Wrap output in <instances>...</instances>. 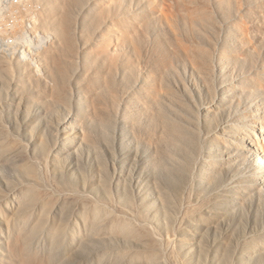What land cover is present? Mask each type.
Returning a JSON list of instances; mask_svg holds the SVG:
<instances>
[{"label": "rangeland", "instance_id": "obj_1", "mask_svg": "<svg viewBox=\"0 0 264 264\" xmlns=\"http://www.w3.org/2000/svg\"><path fill=\"white\" fill-rule=\"evenodd\" d=\"M257 1L0 0V264H264Z\"/></svg>", "mask_w": 264, "mask_h": 264}, {"label": "bare ground", "instance_id": "obj_2", "mask_svg": "<svg viewBox=\"0 0 264 264\" xmlns=\"http://www.w3.org/2000/svg\"><path fill=\"white\" fill-rule=\"evenodd\" d=\"M70 1V0H69ZM183 1V0H182ZM186 1H190L191 2V0H186ZM253 1V0H252ZM242 2V1H241ZM256 2V1H255ZM257 2H262V1H257ZM185 3V2H184ZM206 3V2H205ZM231 3V2H230ZM264 3V2H263ZM263 3L261 4L260 3V6L261 5H263ZM183 4V3H182ZM195 4V3H194ZM226 4V3H225ZM70 5V4H69ZM257 5H259V4H257ZM184 6V5H183ZM192 6H193V4H192ZM221 6V5H220ZM239 6H240V4H239ZM204 7V6H203ZM66 8V7H65ZM81 8V7H80ZM189 8H191V7H189ZM195 8V7H194ZM201 8H202V6H201ZM207 8V7H206ZM206 8H204V9H206ZM182 9V8H181ZM198 9V8H197ZM76 10V9H75ZM187 10V9H186ZM237 11V10H236ZM74 12V11H73ZM186 12V11H185ZM195 12H197V11H195ZM194 12V13H195ZM198 12H199V10H198ZM197 12V13H198ZM202 12V11H201ZM196 13V14H197ZM192 14H193V12H192ZM200 14H202V15H205V13L203 14V12L202 13H199L198 15H200ZM197 15V16H198ZM201 15V16H202ZM131 16V15H130ZM214 16V15H213ZM259 16V15H258ZM135 17V16H134ZM71 18V17H70ZM191 18V17H190ZM211 19V18H210ZM61 20H62V18H61ZM212 21V20H211ZM210 22V21H209ZM196 23V22H195ZM208 23V22H207ZM261 23V22H260ZM149 25V24H148ZM264 25V24H263ZM259 26V25H258ZM69 27V26H68ZM235 27V26H234ZM257 31V30H256ZM70 32V31H69ZM72 33V32H71ZM75 34V33H74ZM262 35V34H261ZM74 36V35H73ZM264 38V37H263ZM260 39V38H259ZM71 41V40H70ZM264 42V41H263ZM264 45V44H263ZM252 51V50H251ZM257 55V54H256ZM206 62V61H205ZM67 75V74H66ZM63 82V81H62ZM70 92V91H69ZM252 107H254V106H252ZM262 107H264V101H261V100H259V102H258V104H256V106L254 107L255 108V110L257 111V112H259L260 110H261V108ZM104 119V118H103ZM1 121V120H0ZM262 123V124H261ZM168 124V123H167ZM259 124H261V125H259V128L261 129V131H262V133H264V120H260V123ZM4 129V128H3ZM183 130V129H182ZM2 131V130H1ZM185 131V130H184ZM180 133V132H179ZM2 134V133H1ZM5 135V134H4ZM177 135V134H176ZM187 135V134H186ZM169 136V135H168ZM181 136V135H180ZM5 137V136H4ZM5 139V138H4ZM191 139V138H190ZM176 144V143H175ZM257 144H258V142H256V143H254V144H252L251 145V147H245L246 149H247V151H248V156H250L252 159L254 158V160H256V169H255V171H254V175H253V178H256V179H260V181H261V179L263 180L264 179V154H262L261 153V151H260V149L258 148V146H257ZM176 147V146H175ZM170 152V151H169ZM163 155H165V154H163ZM31 167V166H30ZM30 167H29V169H30ZM33 168V167H32ZM33 170V169H32ZM36 171V170H35ZM43 173V172H42ZM32 174V173H31ZM184 174V173H183ZM186 174V173H185ZM182 175V174H181ZM36 176V175H35ZM185 177V176H184ZM36 179V178H35ZM47 180V179H46ZM52 182V181H51ZM78 185V184H77ZM33 187V186H32ZM36 187V186H35ZM57 187V186H56ZM31 188V187H30ZM67 188V187H66ZM37 189V188H36ZM27 190H29V189H27ZM41 190V189H40ZM61 190V189H60ZM50 191V190H49ZM39 192V191H38ZM24 194V193H23ZM36 194V192H35V190H34V188L33 189H30L29 190V192L27 191L26 192V194L24 195V198L25 199H23L25 202H26V205H28V206H32L33 204H34V202H36V200H37V198L35 199V197L37 196V195H35ZM44 194V193H43ZM51 196H53V195H51ZM82 196V198H84L83 197V195H81ZM22 197V196H21ZM41 198V197H40ZM55 198V197H54ZM63 198V197H62ZM80 198V197H79ZM175 198V197H174ZM42 199H43V197H42ZM50 199V198H49ZM77 199V198H76ZM81 199V198H80ZM79 199V200H80ZM85 199V198H84ZM84 199H83V201H84ZM64 200H66V199H64ZM78 200V201H79ZM86 200H87V198H86ZM53 201V200H52ZM67 201V200H66ZM73 201V200H72ZM87 201H89L90 202V200L88 199ZM23 202V201H22ZM46 203V202H45ZM55 203V202H54ZM75 203V202H74ZM85 203V202H84ZM87 203V202H86ZM168 203V202H167ZM25 205V206H26ZM60 205V204H59ZM77 205V204H76ZM100 205V204H99ZM105 205V204H104ZM103 205V207H105ZM54 206V205H53ZM88 206V205H87ZM93 206H94V204H93ZM96 206V205H95ZM94 206V207H95ZM100 206H102V205H100ZM47 207V206H46ZM49 207V206H48ZM51 207V206H50ZM74 207V206H73ZM84 207V206H83ZM92 207V206H91ZM90 207V208H91ZM107 207V206H106ZM27 208V207H26ZM29 208V207H28ZM52 208V207H51ZM54 208V207H53ZM85 208H87L86 207V205H85ZM45 209V208H44ZM43 209V210H44ZM53 211V210H52ZM86 211H87V209H86ZM108 211H110V210H108ZM108 211H107V209H105V208H99V206H97V208H95V210H93V214H94V216L95 217H101V216H103V215H105V214H107L108 213ZM92 212V211H91ZM114 212V211H113ZM113 212H111L112 214H113ZM120 212V211H119ZM122 212V211H121ZM24 213V212H23ZM111 213H109V215H108V218H109V220H110V223H109V226H111V228L113 229V228H115V229H121L122 227H123V225H127L128 226V229L130 230V231H132V233L135 235V234H139V236H140V234H141V232L142 231H140L137 227L138 226H133V224H135V223H132V222H134V221H132V220H130V218H129V222H131L132 224H130V223H125V222H123V219L122 218H120V220L118 219V218H114V217H112L113 215L111 214ZM172 213V212H171ZM32 214H33V212H32ZM89 214H91V213H89ZM247 214V213H246ZM50 215V214H49ZM92 215V214H91ZM117 215V214H116ZM135 215V214H134ZM192 215V214H191ZM33 216V215H32ZM45 217V216H44ZM94 217V218H95ZM118 217V216H117ZM119 217H121V216H119ZM33 218V217H32ZM93 218V217H92ZM97 218H95V220H99V219H97ZM104 218V217H103ZM106 218V217H105ZM23 219V218H22ZM26 219V218H25ZM132 219V218H131ZM35 220V219H34ZM104 220V219H103ZM122 220V221H121ZM133 220H135V219H133ZM138 220H140V219H138ZM137 220V221H138ZM48 221V220H47ZM102 221V219L100 220V222ZM125 221H127V220H125ZM39 222V221H38ZM91 222V221H90ZM94 222H96V221H94ZM105 222V221H104ZM103 222V223H104ZM107 222V221H106ZM21 223V222H20ZM40 223V222H39ZM108 223H107V225H108ZM141 223V222H140ZM145 223V222H144ZM28 224V223H27ZM35 224V223H34ZM64 224V223H63ZM62 224V225H63ZM91 224H93V228H99L100 227V229H101V226H99V224H102V223H91ZM105 224V223H104ZM142 224V223H141ZM141 224H138V225H140V226H142ZM25 225H26V223H25ZM125 225V226H126ZM135 225H137V223L135 224ZM88 226V225H87ZM124 226V227H125ZM144 226H146V225H144ZM149 226V225H148ZM54 227V226H53ZM56 228V227H55ZM24 229V228H23ZM66 229V228H65ZM141 229V228H140ZM143 229H144V227H143ZM45 230V229H44ZM67 230V229H66ZM98 229H95V231H97ZM127 230V229H126ZM146 230H148V229H146ZM63 231H65L64 230V228L63 227H61V228H58L56 231H54L53 233H52V235H54V237H53V240H54V245L56 246V245H59L60 243H61V240H62V236H64L63 235ZM34 234H35V232H33ZM39 233V232H38ZM22 234V233H21ZM67 234V233H66ZM32 235V234H31ZM30 235V236H31ZM136 235V236H137ZM25 236V235H24ZM144 236V235H143ZM143 236H140V237H143ZM154 236V235H153ZM139 237V238H140ZM23 238V237H22ZM30 238V237H29ZM35 238V237H34ZM158 238V237H157ZM33 239V238H32ZM142 239V238H141ZM152 239V238H151ZM28 240V239H27ZM26 240V241H27ZM31 240V239H30ZM34 240V239H33ZM154 240V239H153ZM159 240V239H158ZM29 241V240H28ZM26 242V244L27 243H29V242ZM64 241V240H63ZM145 241V240H144ZM160 241V240H159ZM32 242V241H31ZM36 243V242H35ZM153 243V242H152ZM32 244V243H31ZM264 244V243H263ZM29 245L30 244H27V245H25L26 246V252H31V250L29 249ZM60 246V245H59ZM31 247V249H32V245L30 246ZM229 247V246H228ZM227 247V248H228ZM162 248V247H161ZM160 248V249H161ZM29 252V253H30ZM230 252H231V250H230ZM25 253V252H24ZM24 257H26L27 256V258H29V256L30 255H23ZM52 258V257H51ZM147 258V257H146ZM42 259H45V258H42ZM48 259V258H47ZM30 260V259H29ZM37 260V259H36ZM178 264V263H177Z\"/></svg>", "mask_w": 264, "mask_h": 264}]
</instances>
